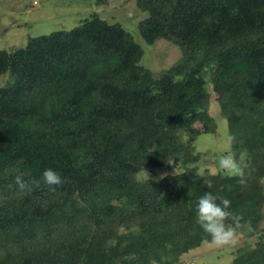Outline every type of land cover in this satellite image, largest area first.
Wrapping results in <instances>:
<instances>
[{
  "label": "trees",
  "instance_id": "trees-1",
  "mask_svg": "<svg viewBox=\"0 0 264 264\" xmlns=\"http://www.w3.org/2000/svg\"><path fill=\"white\" fill-rule=\"evenodd\" d=\"M133 1L143 42L177 46L168 68L152 73L95 13L0 49V264H172L211 240L196 222L206 192L258 233L229 264H264V0ZM210 92L249 155L244 184L199 174ZM164 166L180 170L140 176ZM47 168L66 181L54 192ZM17 175L40 184L20 192Z\"/></svg>",
  "mask_w": 264,
  "mask_h": 264
},
{
  "label": "rangeland",
  "instance_id": "rangeland-1",
  "mask_svg": "<svg viewBox=\"0 0 264 264\" xmlns=\"http://www.w3.org/2000/svg\"><path fill=\"white\" fill-rule=\"evenodd\" d=\"M34 1L36 4H33V0H0V49L11 52L22 46L27 37L47 34L54 30H69L82 19L95 13L108 23H118L130 33L143 50L141 63L152 73L168 68L180 55L177 46L164 39H157L150 45L143 42L137 30V22L143 14L135 7L133 0ZM206 112L210 117L209 132L197 134L193 145L194 152L199 157L197 162L199 170L207 169L208 173H213L216 161L226 150L224 137L227 129L215 96L211 92ZM179 170L164 166L158 172H152V168L142 171L140 176L145 177L144 172L148 176H159ZM256 234L258 233L249 236L238 234L235 245L224 247L215 246L211 240H203L199 246L182 253L179 260L172 264H188L189 261L193 264H229L235 255V249L244 243L253 244Z\"/></svg>",
  "mask_w": 264,
  "mask_h": 264
},
{
  "label": "clouds",
  "instance_id": "clouds-1",
  "mask_svg": "<svg viewBox=\"0 0 264 264\" xmlns=\"http://www.w3.org/2000/svg\"><path fill=\"white\" fill-rule=\"evenodd\" d=\"M34 1V0H33ZM236 143V136L227 133L224 137L226 150L219 156L216 161L215 170L225 172L230 177L239 178V183H245V169L249 167L250 158L246 151H240L238 154L232 150V146ZM147 179L148 174L144 172ZM200 175H203L201 169ZM42 180L47 185L50 191H56L58 187H62L66 182L61 174L51 168H47L42 173ZM15 183L20 192L30 190V184L39 186L40 181H26L22 175L15 177ZM220 201L217 203V201ZM230 206V201L214 195L211 192H206L198 198L196 204V222L202 230L211 237V242L217 247L235 245L237 243L238 234L243 231H252L251 221L245 220L242 215L232 214L227 209ZM231 219V223L226 224L225 221Z\"/></svg>",
  "mask_w": 264,
  "mask_h": 264
},
{
  "label": "built area",
  "instance_id": "built-area-1",
  "mask_svg": "<svg viewBox=\"0 0 264 264\" xmlns=\"http://www.w3.org/2000/svg\"><path fill=\"white\" fill-rule=\"evenodd\" d=\"M33 4H36V2L35 1H33ZM188 264H193L191 261H189L188 262Z\"/></svg>",
  "mask_w": 264,
  "mask_h": 264
}]
</instances>
